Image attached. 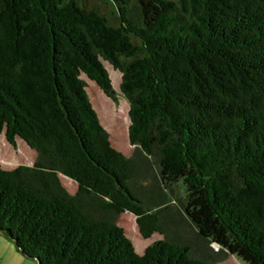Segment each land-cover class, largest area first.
I'll use <instances>...</instances> for the list:
<instances>
[{
  "label": "trees",
  "instance_id": "1",
  "mask_svg": "<svg viewBox=\"0 0 264 264\" xmlns=\"http://www.w3.org/2000/svg\"><path fill=\"white\" fill-rule=\"evenodd\" d=\"M105 65L128 157L86 92L114 100ZM1 132L35 154L0 167V236L24 260L264 264V0H0ZM125 213L159 236L142 254Z\"/></svg>",
  "mask_w": 264,
  "mask_h": 264
},
{
  "label": "rangeland",
  "instance_id": "2",
  "mask_svg": "<svg viewBox=\"0 0 264 264\" xmlns=\"http://www.w3.org/2000/svg\"><path fill=\"white\" fill-rule=\"evenodd\" d=\"M109 77L111 79L112 89L114 91L113 98L105 96L94 83H89L86 92L89 101L97 114L101 125L109 134V140L113 148L118 150L121 154L128 157L132 153L127 138L128 114L127 102L120 94L118 89L119 74L113 71L109 66L105 65ZM35 154L30 150L26 144L17 140L16 146L9 145L4 134L0 133V167L14 168L19 165H31L34 162ZM62 184L67 188L69 193L73 194L75 191V183L60 177ZM180 191V190H179ZM118 225L124 231L126 237L131 241L135 251L142 254L143 249L150 245L153 240L159 238L158 235L152 236L148 240H143L138 232L135 218L130 214H122L119 217ZM185 229V228H184ZM180 237H186L189 242L194 243V236L189 230L183 231L179 234ZM214 250H218L216 245H212ZM16 249L4 237L0 236V264H35L30 260H23L21 254H16ZM21 257V258H18ZM28 261V262H25ZM218 264H245L235 256H228Z\"/></svg>",
  "mask_w": 264,
  "mask_h": 264
},
{
  "label": "crops",
  "instance_id": "3",
  "mask_svg": "<svg viewBox=\"0 0 264 264\" xmlns=\"http://www.w3.org/2000/svg\"><path fill=\"white\" fill-rule=\"evenodd\" d=\"M17 254V253H16ZM18 258H21V257H18ZM24 260V259H23ZM25 262H28V261H25Z\"/></svg>",
  "mask_w": 264,
  "mask_h": 264
}]
</instances>
